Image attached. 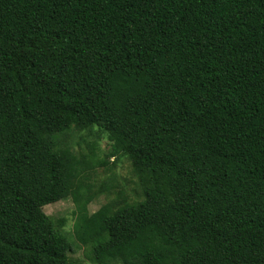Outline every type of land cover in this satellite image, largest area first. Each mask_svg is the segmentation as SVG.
Masks as SVG:
<instances>
[{
  "label": "trees",
  "instance_id": "16d2710c",
  "mask_svg": "<svg viewBox=\"0 0 264 264\" xmlns=\"http://www.w3.org/2000/svg\"><path fill=\"white\" fill-rule=\"evenodd\" d=\"M83 259L264 264V0H0V264Z\"/></svg>",
  "mask_w": 264,
  "mask_h": 264
},
{
  "label": "rangeland",
  "instance_id": "374dc122",
  "mask_svg": "<svg viewBox=\"0 0 264 264\" xmlns=\"http://www.w3.org/2000/svg\"><path fill=\"white\" fill-rule=\"evenodd\" d=\"M105 143H106L105 139H102L100 142L101 149H104L106 147ZM110 161H112V159ZM104 171L101 169L99 170V175H98L99 180L104 179L109 174ZM116 171L118 172V175L120 177H128V170L126 169L125 166L118 167ZM103 202L104 199L101 196L96 201L90 203L88 205L89 212L94 213ZM43 212L48 216H52L54 219H62V218L66 219V224L64 228H62V231L67 233L68 236L73 237L72 242L75 243L77 242L73 235L74 216L72 215V213L74 212V205L71 200H63L54 204L47 205L46 207L43 208ZM82 249L83 248L80 244H78V247L73 246L70 256L75 259H82L84 256ZM83 260H84V264H94L92 262H88V260L86 259Z\"/></svg>",
  "mask_w": 264,
  "mask_h": 264
}]
</instances>
